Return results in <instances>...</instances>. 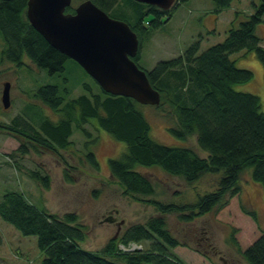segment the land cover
<instances>
[{
  "label": "trees",
  "instance_id": "16d2710c",
  "mask_svg": "<svg viewBox=\"0 0 264 264\" xmlns=\"http://www.w3.org/2000/svg\"><path fill=\"white\" fill-rule=\"evenodd\" d=\"M106 13L113 11L120 1L134 8L135 20L129 24L141 41L148 33L145 18L151 29L159 28L163 19L169 20L174 9L185 0H178L170 10L137 2L135 0H92ZM214 13L229 8L234 0H213ZM254 4V12L242 19L237 13L231 21L226 38L201 51L197 40L183 54L159 61L146 71L151 85L161 94L155 106L161 111L170 110L175 123L169 132L186 140L195 135L198 146L208 153L198 155L190 147L169 146L150 136L151 126L141 111V104L130 97L105 92L95 81L98 92L85 84L86 94L68 98V90L57 85H45L34 96L60 115L57 121L39 117L38 128L14 119L8 130L24 137L37 147L65 149L71 142L74 129L88 138L91 134L83 128L85 123L97 120L98 125L116 140L126 144V151L109 160L111 176L123 187L124 194L136 201L153 205L158 214L144 223L125 228L118 238L111 239L101 250L88 251L81 247L86 238L85 225L76 213L62 216L38 208L24 192L6 191L0 199V217L13 225L23 235L37 237L38 247L45 253L40 264H184L173 249L181 245L170 231L166 215L177 212L185 222L193 221L214 210H220L229 198L240 193V177L252 168V178L262 186L264 194V112L260 97L236 90L235 86L253 79V72L236 65L231 55L240 51L254 52L264 67L263 38L257 29L264 23V0ZM27 0H0V33L6 43L0 60L18 67L27 57L39 69L50 74L61 73L69 59L52 47L30 24ZM74 13L73 4L66 9ZM140 50L134 60L138 63ZM1 127V126H0ZM90 143H86L87 148ZM89 150V147H88ZM25 154L23 144L17 150ZM86 159L95 169L99 163L93 151ZM159 166L171 176L192 184L206 174L218 175L217 189L198 196L194 203L179 205L147 200L155 194L149 176L138 167ZM68 177V172L65 173ZM34 179L50 187L48 177L38 174ZM243 213L257 220L255 210L244 205ZM234 240V238H233ZM135 243L141 249L123 250L120 246ZM147 244V247L144 246ZM247 264H264V233L242 252Z\"/></svg>",
  "mask_w": 264,
  "mask_h": 264
},
{
  "label": "rangeland",
  "instance_id": "374dc122",
  "mask_svg": "<svg viewBox=\"0 0 264 264\" xmlns=\"http://www.w3.org/2000/svg\"><path fill=\"white\" fill-rule=\"evenodd\" d=\"M84 0H73L76 8ZM178 1V0H177ZM181 1V0H180ZM261 0H234L229 8L220 13L214 24L213 0H185L173 16L159 28L151 29V15L145 18L148 33L141 41L138 65L150 71L161 60H170L181 54L192 43L201 41V51L213 44L222 42L231 26L229 19L240 13L242 19L254 12V4ZM214 13V14H213ZM112 18L134 23L133 6L122 1L108 13ZM215 29V30H213ZM258 36L263 38L264 23L259 25ZM6 43L0 33V59ZM254 52L240 51L231 58L240 68L253 72V79L235 86L236 90L259 96L264 112V67ZM24 65L18 67L7 60H0V199L6 191H21L38 208L47 209L60 216L76 213L79 222L85 225L86 238L81 247L88 251L101 250L111 239L118 238L126 227L144 223L158 211L148 203L134 200L124 194L123 187L111 176L109 160L119 158L126 151V144L116 140L103 130L97 120L85 123L91 137L74 129L71 144L65 149L37 147L24 137L8 130L13 120L21 121L38 128L39 117L57 121L60 115L54 112L34 94L45 85H57L68 90V98L75 99L86 94L85 84H90L94 93L98 92L94 79L73 59L65 63L61 73L50 74L37 68L27 57ZM10 82L11 105L5 109L2 103L4 84ZM141 111L148 120L150 136L157 142L169 146L190 147L202 157L203 151L193 135L186 140L173 136L168 126L175 123L170 110L161 111L153 105H141ZM89 150L93 151L99 163L95 169L86 159ZM27 147L25 154L17 152L21 145ZM150 177L155 186V194L145 197L163 203L183 205L194 203L198 196L217 189L218 175L206 174L199 181L189 184L182 178L169 175L159 166L138 167ZM68 172V177L65 173ZM252 168L241 173V190L229 198L225 207L204 216L185 222L180 214L166 215L168 228L181 245L173 249L184 264H247L242 256L244 249L264 233V194L260 183L252 178ZM35 174L48 177L50 187L46 189ZM242 205L256 211L257 220L243 213ZM116 209L120 226L103 221L108 212ZM234 238V240H233ZM147 247V244L144 243ZM45 253L38 247L37 237L23 235L13 225L0 217V264H40Z\"/></svg>",
  "mask_w": 264,
  "mask_h": 264
},
{
  "label": "water",
  "instance_id": "95a60500",
  "mask_svg": "<svg viewBox=\"0 0 264 264\" xmlns=\"http://www.w3.org/2000/svg\"><path fill=\"white\" fill-rule=\"evenodd\" d=\"M135 1L163 10H170L176 2ZM71 5L72 0H27L26 15L52 47L76 61L105 92L130 97L141 105H159L160 92L134 60L140 50V40L129 23L112 18L92 0H84L74 13H67ZM10 87V82L4 84L5 109L11 105Z\"/></svg>",
  "mask_w": 264,
  "mask_h": 264
},
{
  "label": "flooded vegetation",
  "instance_id": "af4514ba",
  "mask_svg": "<svg viewBox=\"0 0 264 264\" xmlns=\"http://www.w3.org/2000/svg\"><path fill=\"white\" fill-rule=\"evenodd\" d=\"M105 217H111V219H115L113 223H115L117 225V227L120 226V221L118 218V211L116 209H114L113 211H110L107 213V215L104 216Z\"/></svg>",
  "mask_w": 264,
  "mask_h": 264
},
{
  "label": "built area",
  "instance_id": "2783aa9c",
  "mask_svg": "<svg viewBox=\"0 0 264 264\" xmlns=\"http://www.w3.org/2000/svg\"><path fill=\"white\" fill-rule=\"evenodd\" d=\"M120 247H121L123 250H125V251H128V250H135V249H141V246H138V245L135 244V243H131V244H129V246L121 245Z\"/></svg>",
  "mask_w": 264,
  "mask_h": 264
},
{
  "label": "crops",
  "instance_id": "0c3cea01",
  "mask_svg": "<svg viewBox=\"0 0 264 264\" xmlns=\"http://www.w3.org/2000/svg\"><path fill=\"white\" fill-rule=\"evenodd\" d=\"M221 13V12H220ZM220 13L219 14H214V16H213V18L212 19H214L213 21H214V24L213 25H215L216 24V22L220 19V17H218V16H220ZM234 19V17L233 18H231V19H229L228 21L230 22V24H231V21ZM213 30H215V29H213Z\"/></svg>",
  "mask_w": 264,
  "mask_h": 264
}]
</instances>
